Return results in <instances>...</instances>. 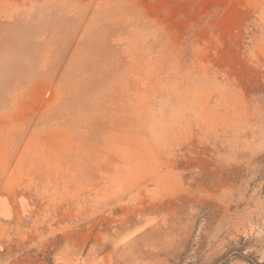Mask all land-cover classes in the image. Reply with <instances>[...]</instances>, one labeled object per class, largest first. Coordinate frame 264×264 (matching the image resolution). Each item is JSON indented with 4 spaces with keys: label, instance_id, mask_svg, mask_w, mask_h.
I'll return each instance as SVG.
<instances>
[{
    "label": "rangeland",
    "instance_id": "rangeland-1",
    "mask_svg": "<svg viewBox=\"0 0 264 264\" xmlns=\"http://www.w3.org/2000/svg\"><path fill=\"white\" fill-rule=\"evenodd\" d=\"M0 264H264V0H0Z\"/></svg>",
    "mask_w": 264,
    "mask_h": 264
}]
</instances>
